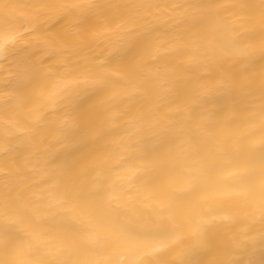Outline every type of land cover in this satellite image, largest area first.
Instances as JSON below:
<instances>
[{
  "label": "bare ground",
  "instance_id": "1",
  "mask_svg": "<svg viewBox=\"0 0 264 264\" xmlns=\"http://www.w3.org/2000/svg\"><path fill=\"white\" fill-rule=\"evenodd\" d=\"M9 31L0 264H264V0H0Z\"/></svg>",
  "mask_w": 264,
  "mask_h": 264
},
{
  "label": "snow or ice",
  "instance_id": "2",
  "mask_svg": "<svg viewBox=\"0 0 264 264\" xmlns=\"http://www.w3.org/2000/svg\"><path fill=\"white\" fill-rule=\"evenodd\" d=\"M20 33L16 32H0V58L7 54L10 47L15 46L18 40L21 38ZM32 70L29 67H25L19 74L21 79H30ZM67 81L57 80L55 84L48 90L44 96V102L50 106H54L61 98L66 87ZM261 174L257 190L261 195V208L264 209V149H261ZM217 163L213 170L214 180L211 183L212 192L216 193L219 197H228L232 195H244L248 191L247 178L241 175V170L237 167L239 161V153L235 152L229 154L224 150L218 149ZM200 178L202 180L207 179V174L201 173ZM130 180L131 176L125 177ZM115 197V193H113ZM207 223V221H204ZM89 226L95 229V225L89 220ZM93 237L97 235L96 231L91 233Z\"/></svg>",
  "mask_w": 264,
  "mask_h": 264
}]
</instances>
